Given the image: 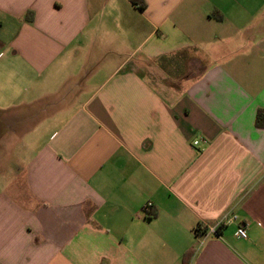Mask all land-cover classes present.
<instances>
[{"label": "crops", "instance_id": "obj_1", "mask_svg": "<svg viewBox=\"0 0 264 264\" xmlns=\"http://www.w3.org/2000/svg\"><path fill=\"white\" fill-rule=\"evenodd\" d=\"M259 111L264 0H0V264H264Z\"/></svg>", "mask_w": 264, "mask_h": 264}, {"label": "built area", "instance_id": "obj_2", "mask_svg": "<svg viewBox=\"0 0 264 264\" xmlns=\"http://www.w3.org/2000/svg\"><path fill=\"white\" fill-rule=\"evenodd\" d=\"M198 145V141H194L193 142V146H197ZM151 205L148 203L145 206V209L149 208ZM236 217L235 216H224L223 218H221L218 222H216L215 224L208 226L204 229V236H213V237H219L218 235V231L223 228L224 226H226L229 222L235 221ZM235 236L236 238L239 239H246L247 238V228L245 224H239L236 228L235 231Z\"/></svg>", "mask_w": 264, "mask_h": 264}, {"label": "trees", "instance_id": "obj_3", "mask_svg": "<svg viewBox=\"0 0 264 264\" xmlns=\"http://www.w3.org/2000/svg\"><path fill=\"white\" fill-rule=\"evenodd\" d=\"M255 124L258 127H262L264 125V111H259L256 117ZM150 216V214H148Z\"/></svg>", "mask_w": 264, "mask_h": 264}, {"label": "rangeland", "instance_id": "obj_4", "mask_svg": "<svg viewBox=\"0 0 264 264\" xmlns=\"http://www.w3.org/2000/svg\"><path fill=\"white\" fill-rule=\"evenodd\" d=\"M1 173V172H0Z\"/></svg>", "mask_w": 264, "mask_h": 264}]
</instances>
